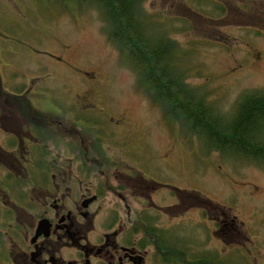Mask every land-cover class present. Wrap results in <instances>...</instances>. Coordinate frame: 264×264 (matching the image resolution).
<instances>
[{
  "label": "rangeland",
  "instance_id": "rangeland-1",
  "mask_svg": "<svg viewBox=\"0 0 264 264\" xmlns=\"http://www.w3.org/2000/svg\"><path fill=\"white\" fill-rule=\"evenodd\" d=\"M145 7L155 28L181 47L179 56L192 68L187 82L197 101L204 96V112L233 125L243 93H264V0H147ZM220 7L240 13L234 24L224 25ZM104 27L90 1L0 0L4 89L17 94L32 85L33 101L41 91L64 106L79 95L106 102L110 111L127 110L137 122V155L143 159L149 150V168L165 185L169 233L185 245L176 248L207 264H264V164L239 155L235 145L216 150L209 132L180 106L163 112ZM263 123L255 126L261 138ZM119 141L126 151L127 142ZM198 205L204 210L195 220ZM218 218L225 225L214 234Z\"/></svg>",
  "mask_w": 264,
  "mask_h": 264
},
{
  "label": "flooded vegetation",
  "instance_id": "flooded-vegetation-1",
  "mask_svg": "<svg viewBox=\"0 0 264 264\" xmlns=\"http://www.w3.org/2000/svg\"><path fill=\"white\" fill-rule=\"evenodd\" d=\"M32 90L0 95V264H203L171 255L185 245L169 233L165 185L149 150L137 155L127 110L79 95L64 106L41 91L33 101ZM213 222L215 234L225 219Z\"/></svg>",
  "mask_w": 264,
  "mask_h": 264
},
{
  "label": "trees",
  "instance_id": "trees-1",
  "mask_svg": "<svg viewBox=\"0 0 264 264\" xmlns=\"http://www.w3.org/2000/svg\"><path fill=\"white\" fill-rule=\"evenodd\" d=\"M74 1L95 3L103 16L104 31L109 41L119 51L123 62L128 63V66L135 71L140 86L162 107L163 111L165 108L168 112L171 105L180 106L189 118H196L195 125L202 126L223 141L214 145L218 150L221 146L231 144L264 154L262 141L264 139L256 133L258 128L255 129L258 122L264 121L263 92L244 93L238 104L239 112L232 130H220L202 109L205 103L204 96H200V100L197 101L195 98L197 90L187 82L193 74L188 63L182 61L179 56L182 49L178 42L160 34L161 30L155 28L154 15L145 7L147 0ZM219 9L222 12L224 25L234 24L236 22L234 17L240 16L239 12L229 10L228 7ZM0 95H13L4 89L1 77ZM28 104L31 105L27 100L28 109L35 110ZM261 129L264 136V123ZM237 151L239 155L264 163V159L258 155L250 154L248 151ZM180 254V249L171 247L172 256Z\"/></svg>",
  "mask_w": 264,
  "mask_h": 264
},
{
  "label": "bare ground",
  "instance_id": "bare-ground-1",
  "mask_svg": "<svg viewBox=\"0 0 264 264\" xmlns=\"http://www.w3.org/2000/svg\"><path fill=\"white\" fill-rule=\"evenodd\" d=\"M235 122V121H234ZM220 130H223V131H229V130H232V126L233 125H230V126H223V125H220V124H218V123H216V122H213ZM200 128V127H199ZM204 131L206 132V131H208L207 129H205L204 128ZM204 131H202L201 129H200V132H198L197 130H196V133L201 137L202 135L204 136L206 133L204 132ZM209 132V134H210V136L211 137H209V139H208V143L209 144H212V146H214V145H218V144H221L223 141H221L220 139H219V137L216 135V134H214V133H212V132H210V131H208ZM264 139V138H263ZM225 146H227V147H232L233 145H231V144H226ZM237 147V150H239V151H241V152H245V151H247V150H245V148H243V147H238V146H236ZM253 154H255V155H258L259 157H261V158H263L264 159V154L263 153H261V152H253Z\"/></svg>",
  "mask_w": 264,
  "mask_h": 264
}]
</instances>
